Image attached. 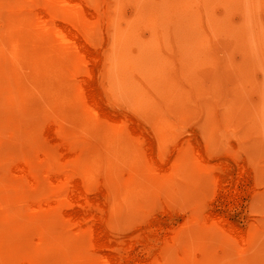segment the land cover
Masks as SVG:
<instances>
[{
  "label": "rangeland",
  "instance_id": "rangeland-1",
  "mask_svg": "<svg viewBox=\"0 0 264 264\" xmlns=\"http://www.w3.org/2000/svg\"><path fill=\"white\" fill-rule=\"evenodd\" d=\"M97 1L104 17L94 40L103 49L110 108L160 133L170 151L185 144V166L166 182L162 196L144 185L141 194H131L126 172L131 167L145 172L146 146L73 111L55 76L32 79L48 82V89L38 98L28 123L32 132L26 134L55 154L46 127L57 117L70 138L88 145L89 157L116 177L124 195V213L116 222L122 237L163 224L159 246L171 230L184 229L180 243L167 249L172 264H264V0ZM40 59L28 54L23 71L34 75ZM2 130L0 141H6ZM197 152L228 164L221 184L198 166ZM212 214L252 230L248 251L209 222ZM52 235L66 245L72 234L59 225ZM144 244L135 242L133 253L146 258L157 250L149 245L147 254Z\"/></svg>",
  "mask_w": 264,
  "mask_h": 264
},
{
  "label": "bare ground",
  "instance_id": "bare-ground-1",
  "mask_svg": "<svg viewBox=\"0 0 264 264\" xmlns=\"http://www.w3.org/2000/svg\"><path fill=\"white\" fill-rule=\"evenodd\" d=\"M103 17L97 0H0L4 22L0 27V127L8 135L0 141V264H172L167 249L180 243L184 229L171 230L163 246L156 241L163 224L139 227L122 237L125 232L116 222L124 213V195L116 177L89 157L88 145L70 138L57 117L46 127L55 154L26 134L32 132L28 123L39 107L38 98L48 89V82L36 84L32 79L55 76L57 86L68 93L73 111L146 146L145 172L135 167L126 172L131 194H141L146 187L151 195L162 196L166 182L185 166L189 151L185 144L170 151L160 133L136 116L110 108L103 49L94 40ZM28 54L41 58L33 64L34 75L23 71ZM195 156L206 176L221 184L228 164L198 152ZM228 219L208 216L236 247L248 251L252 230ZM59 225L72 234L66 245L53 240L52 232ZM137 241L146 243L147 254L149 245L157 250L139 257L133 253ZM49 249L55 257L47 255Z\"/></svg>",
  "mask_w": 264,
  "mask_h": 264
}]
</instances>
